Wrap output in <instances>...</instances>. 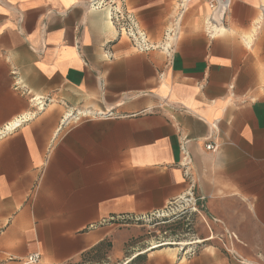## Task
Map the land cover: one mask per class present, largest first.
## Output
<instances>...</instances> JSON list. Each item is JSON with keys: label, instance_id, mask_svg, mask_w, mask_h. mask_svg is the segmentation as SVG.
I'll list each match as a JSON object with an SVG mask.
<instances>
[{"label": "crops", "instance_id": "1", "mask_svg": "<svg viewBox=\"0 0 264 264\" xmlns=\"http://www.w3.org/2000/svg\"><path fill=\"white\" fill-rule=\"evenodd\" d=\"M96 2L0 0V130L23 120L0 138V264H264V0H231L214 37L192 1L171 53L136 52ZM175 5L125 0L154 44ZM188 193L235 239L126 254L114 223Z\"/></svg>", "mask_w": 264, "mask_h": 264}, {"label": "built area", "instance_id": "2", "mask_svg": "<svg viewBox=\"0 0 264 264\" xmlns=\"http://www.w3.org/2000/svg\"><path fill=\"white\" fill-rule=\"evenodd\" d=\"M117 0H100L94 5L95 9H100L103 6H108L110 21L119 37L126 39L131 47L139 53L149 52L156 48H160L164 51L172 52L174 50V44L178 39L180 22L179 18L187 9L189 4L192 1H198L205 4L208 8V15L205 19V28L209 34V37H214L220 29L223 27L224 17L226 11L230 5L231 0H176L177 10L180 14H177V18L174 23L168 27L162 37V41L159 44L152 43L144 31L139 27L136 19L132 14H130L125 8V0H118L119 4L116 3ZM38 106L41 107V104ZM71 116V114H70ZM23 123V120H17L12 123L5 125L0 130V138L14 132L20 125ZM206 150L209 152H214L215 147L212 144L206 145ZM182 151L185 153V145H182ZM198 202L202 204V199H196L191 193H188L184 197H180L174 201H171L167 208L159 213H155L154 216L160 218H167L169 216L178 214L181 217L185 218L187 224L188 214L190 211H195V208L198 206ZM230 239H235L233 234L226 233ZM212 238V235L211 237ZM221 246L227 251H230L228 244L223 242L221 239ZM203 241H196L192 243H179L177 245V250L181 258H191L196 255L198 246L201 245ZM174 243H157L148 247V249L166 247L173 245ZM39 254H33L27 257L26 264H38Z\"/></svg>", "mask_w": 264, "mask_h": 264}, {"label": "rangeland", "instance_id": "3", "mask_svg": "<svg viewBox=\"0 0 264 264\" xmlns=\"http://www.w3.org/2000/svg\"><path fill=\"white\" fill-rule=\"evenodd\" d=\"M175 7L177 9V5H175ZM177 14H180L178 10ZM198 203L195 211L187 213L189 225H186V219L178 214L167 218L148 215L137 220L126 218L119 219V221L123 223H114L116 230L134 228L137 231V233L125 244L126 254L132 253V247L140 251L141 249L146 250L150 246L157 245V243H174L166 247L177 248L179 243H192L206 237L210 238L211 235L214 237L226 235V232H228L226 228L219 231L214 230L213 225L214 222L217 223V221H209L210 219L205 212V205L200 202ZM116 233H118V231ZM90 260L89 264H112L109 259L104 258V256L101 257L98 253ZM100 260H102V262Z\"/></svg>", "mask_w": 264, "mask_h": 264}, {"label": "trees", "instance_id": "4", "mask_svg": "<svg viewBox=\"0 0 264 264\" xmlns=\"http://www.w3.org/2000/svg\"><path fill=\"white\" fill-rule=\"evenodd\" d=\"M120 223H123V222L121 221ZM125 223H128V222H125ZM186 225H187V223H186Z\"/></svg>", "mask_w": 264, "mask_h": 264}, {"label": "bare ground", "instance_id": "5", "mask_svg": "<svg viewBox=\"0 0 264 264\" xmlns=\"http://www.w3.org/2000/svg\"><path fill=\"white\" fill-rule=\"evenodd\" d=\"M112 25V24H111ZM77 117V116H76Z\"/></svg>", "mask_w": 264, "mask_h": 264}]
</instances>
